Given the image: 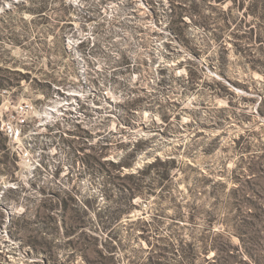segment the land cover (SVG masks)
Listing matches in <instances>:
<instances>
[{"label":"rangeland","instance_id":"1","mask_svg":"<svg viewBox=\"0 0 264 264\" xmlns=\"http://www.w3.org/2000/svg\"><path fill=\"white\" fill-rule=\"evenodd\" d=\"M42 3L41 16L26 10ZM230 4L0 0V137L17 159L8 163L0 152L4 213H20L24 204L34 203L38 186H74L83 195H96L101 205L110 204L103 176L91 171L119 160L125 143L150 138V153L139 154L131 170L155 155L173 153L184 172L162 190H142L133 198L131 215L141 221L119 225L114 258L118 264H152L162 252L157 256L164 264L178 263L180 256L162 247H180L199 233L201 216L196 227L189 219L193 205L206 199L199 179L227 180L237 164L243 176L245 149H264V118L257 112L264 66L255 62L264 59V36L260 42L243 36V21L250 17L236 6L228 9ZM215 80L227 84L228 92L218 95ZM24 102L32 108L20 123ZM240 134L246 136L236 146ZM96 149L100 162L81 159ZM15 187L24 190L6 194L3 202L4 190ZM88 218L84 231L98 236L103 247L107 232L92 212ZM21 243L6 222L0 225V248L13 264H27ZM76 262L86 264L81 256Z\"/></svg>","mask_w":264,"mask_h":264},{"label":"trees","instance_id":"2","mask_svg":"<svg viewBox=\"0 0 264 264\" xmlns=\"http://www.w3.org/2000/svg\"><path fill=\"white\" fill-rule=\"evenodd\" d=\"M214 1L223 4L228 0ZM233 6L242 11L245 17H250L249 21H243V36L256 42L262 41L264 0H231L228 9ZM44 8L45 3H42L38 7H27L26 10L41 16ZM192 8L196 10L197 4H193ZM177 18L185 22L182 13H178ZM255 62L264 66V59H256ZM214 83L221 90L215 87L218 95L228 92V85L221 80H215ZM243 87L248 88L247 85ZM257 112L264 118V97L259 99ZM245 136L239 135L236 146L243 142ZM257 136L261 138L263 135L258 132ZM149 141L150 138H138L125 143L124 153L119 160H106L103 166L91 171L93 175L103 176L105 199L111 202L106 206L100 204L96 195H83L74 186L65 189L38 186L35 202L24 204L23 210L17 214L6 215L3 211L5 203H2L0 225L6 222L11 235L21 240L24 255L28 257L24 261L27 264H77V257L81 256L86 264H118L114 252L118 243L119 225L126 222L130 224L126 227H133L134 223L141 221L139 217L133 220L131 215L133 198L141 194L142 190H162L172 176L184 172L182 160L173 153L155 155L135 171L131 170L139 154L150 153L147 149ZM102 148L100 146L98 149L102 151ZM99 150L83 154L81 159L100 162L102 152ZM212 150L213 147L207 152ZM245 150L248 152V167L243 176L237 173L240 166L237 164L231 169L227 180H215L208 175L199 179L201 182L198 185L204 188L208 206L205 208V201L193 205L195 211L189 214L194 227L198 223L196 216H201L199 233L180 247H162L180 256L176 264H264V149L254 152L247 147ZM0 152L8 163L14 165L16 156L1 137ZM228 181L233 184L228 186ZM23 190V187L7 188L1 196L3 202L7 201L6 194L14 193L18 196ZM16 197L14 200L20 202L19 197ZM91 212L94 221L107 232L103 247L99 246L98 236L84 231ZM61 228H64L63 232ZM150 242L148 240L149 245ZM158 254L162 252L154 255L156 258L150 261L152 264H164ZM0 264H13L1 248Z\"/></svg>","mask_w":264,"mask_h":264},{"label":"built area","instance_id":"3","mask_svg":"<svg viewBox=\"0 0 264 264\" xmlns=\"http://www.w3.org/2000/svg\"><path fill=\"white\" fill-rule=\"evenodd\" d=\"M31 108H32V105H31L30 103H28V102H24V103L22 104V109L24 110V112L21 113L20 118L18 119L20 123H23V122L26 120V112H27L28 110H30ZM20 152H21L24 156L27 155V153H26V152H23L22 150H21Z\"/></svg>","mask_w":264,"mask_h":264},{"label":"bare ground","instance_id":"4","mask_svg":"<svg viewBox=\"0 0 264 264\" xmlns=\"http://www.w3.org/2000/svg\"><path fill=\"white\" fill-rule=\"evenodd\" d=\"M52 110H53V107H52V106L46 108V112H50V111H52Z\"/></svg>","mask_w":264,"mask_h":264}]
</instances>
